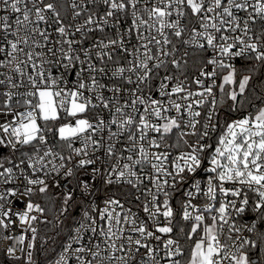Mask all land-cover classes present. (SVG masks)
I'll list each match as a JSON object with an SVG mask.
<instances>
[{"label":"snow or ice","instance_id":"obj_1","mask_svg":"<svg viewBox=\"0 0 264 264\" xmlns=\"http://www.w3.org/2000/svg\"><path fill=\"white\" fill-rule=\"evenodd\" d=\"M261 76L264 0H0V251L264 264Z\"/></svg>","mask_w":264,"mask_h":264},{"label":"trees","instance_id":"obj_2","mask_svg":"<svg viewBox=\"0 0 264 264\" xmlns=\"http://www.w3.org/2000/svg\"><path fill=\"white\" fill-rule=\"evenodd\" d=\"M260 78L264 79V76H261ZM253 84H256V81H253ZM56 207H58V204ZM54 215H56L55 211L49 214L50 218ZM71 223V220H66L64 225H62L60 228L54 227V222L52 224L41 225L39 227L41 236L52 237L53 239L49 240L44 250H41L38 246L37 250L34 252V259L36 260L37 264H47L53 259L62 246L63 241L67 237L68 226ZM0 264H21V262L6 260L0 253Z\"/></svg>","mask_w":264,"mask_h":264},{"label":"built area","instance_id":"obj_3","mask_svg":"<svg viewBox=\"0 0 264 264\" xmlns=\"http://www.w3.org/2000/svg\"><path fill=\"white\" fill-rule=\"evenodd\" d=\"M76 212L78 213L79 212V209H77L76 210ZM41 225H39L38 227H40ZM12 243V246L14 245V240L11 242ZM3 247V242H0V248H2ZM62 247V246H61ZM61 247H60V249L58 250V252L56 253V255L59 253V251L61 250ZM0 253H1V255L3 256V258H5L6 260H10L11 261V259L10 258H8L5 254H4V252L3 251H0ZM56 255L53 257V259L50 261V262H48L47 264H51V262L55 259V257H56Z\"/></svg>","mask_w":264,"mask_h":264},{"label":"clouds","instance_id":"obj_4","mask_svg":"<svg viewBox=\"0 0 264 264\" xmlns=\"http://www.w3.org/2000/svg\"><path fill=\"white\" fill-rule=\"evenodd\" d=\"M13 240H14V245H13V248H15V246H16V240H15V238H13Z\"/></svg>","mask_w":264,"mask_h":264}]
</instances>
